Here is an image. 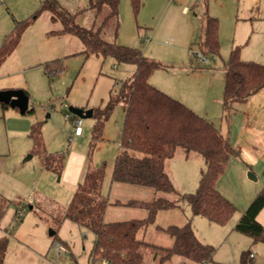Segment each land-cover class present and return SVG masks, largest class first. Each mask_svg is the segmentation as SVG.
Instances as JSON below:
<instances>
[{
    "label": "rangeland",
    "instance_id": "1",
    "mask_svg": "<svg viewBox=\"0 0 264 264\" xmlns=\"http://www.w3.org/2000/svg\"><path fill=\"white\" fill-rule=\"evenodd\" d=\"M63 1L67 4L63 6L75 10L80 0ZM81 3L75 16L78 25L99 31L108 41L138 47L145 56L159 61L162 66L149 80L172 89L187 105L191 103L237 151L218 180L220 192L236 205L235 214L225 224L201 215L191 220L197 236L215 247L212 259L201 263L177 254L162 259L164 251L144 247V263L242 264L241 255L246 251L253 253L248 264H264V240L255 241L234 228L249 202L264 189V88L248 102L236 103L229 112L222 105L230 49L239 46L243 59L264 63V0H142L137 13L131 0H120L118 17L109 19L107 6L95 7L90 0ZM187 3L189 13L183 11ZM40 6L41 0H0V45L15 20H34L0 67V90L23 89L30 99L25 113L0 102V211L7 208L0 235L6 233L9 238L4 264H92L95 233L63 217L89 165L105 169L103 191L110 199L105 221L143 218L147 212L116 204V199L147 201L164 196L177 201L178 206L165 210L138 236L148 241L173 239L157 226L189 221L193 214L182 195L197 190L205 169L203 157L178 148L167 161L166 170L177 193L114 181L126 102L115 103L105 121L103 139L95 146V117L82 118L80 132H76L79 116L73 108L105 107L110 96L118 95L132 79L137 66L117 62L101 52L86 53L78 36L57 33L63 26L51 19L50 12L34 18ZM206 11L218 17L220 52L206 54L209 61L205 63L196 53L202 54L199 40L204 35ZM54 60L60 64L49 71L47 63ZM54 70L57 73L53 74ZM34 130H39L40 147ZM45 155L64 156L61 173L46 167ZM258 220L264 224V208ZM51 229H56L55 235ZM59 240L67 244L66 253L58 254L54 249L53 242Z\"/></svg>",
    "mask_w": 264,
    "mask_h": 264
},
{
    "label": "trees",
    "instance_id": "2",
    "mask_svg": "<svg viewBox=\"0 0 264 264\" xmlns=\"http://www.w3.org/2000/svg\"><path fill=\"white\" fill-rule=\"evenodd\" d=\"M91 3L99 8L108 7L106 19L119 15L120 0H92ZM131 3L137 13L142 0H131ZM43 11L50 12L53 21L62 23L63 27L57 33L78 36L85 45L86 53L101 52L105 56H112L117 62L133 63L137 66L132 79L124 83L118 95H111L105 107L93 109L95 123L92 129V143L95 146L103 139L104 124L115 103L119 100L126 102L121 150L114 164L113 180L152 187L159 192L177 193L166 171V162L174 157L178 148L187 153L197 152L205 161V169L201 172L197 190L182 195V198L187 199L193 215L207 217L218 224L227 223L237 207L220 192L217 183L228 162L237 152L229 138L221 133L213 122L150 82V75L162 64L145 56L140 48L108 41L99 31L78 25L75 22L77 13L68 11L59 0H42L34 18ZM32 21L33 19L18 21L11 34L5 38L0 48V67L17 48ZM204 23V35L199 40L202 54L219 53V20L206 12ZM59 64L56 60L48 62L47 69L50 71ZM263 88L264 63L243 59L240 47H233L225 62L223 109L226 112L231 111L235 103L247 102ZM25 92L28 94V91ZM33 133L40 147L39 130H34ZM44 157L47 168L62 172L64 156ZM104 177V167L89 165L63 216L95 233L92 264H103V260H108V264H145L144 247L164 251L162 259L176 254L201 263L212 259L215 247L199 239L190 220L183 225L157 226L174 239L170 248L152 245L138 237L141 229L155 223L159 211L178 206L177 201L164 196L149 201L116 200V204L147 210V217L105 221V212L110 201L103 192ZM263 208L264 189L249 203L235 229L251 236L255 241L264 240V224L258 220ZM8 243V236L0 238V264H4ZM251 254L252 252L249 255L248 252H243L241 263L248 264V257H253Z\"/></svg>",
    "mask_w": 264,
    "mask_h": 264
},
{
    "label": "crops",
    "instance_id": "3",
    "mask_svg": "<svg viewBox=\"0 0 264 264\" xmlns=\"http://www.w3.org/2000/svg\"><path fill=\"white\" fill-rule=\"evenodd\" d=\"M60 1V3H61V5L63 4V5H67L66 3H64V1L63 0H59ZM90 1H92V0H90ZM41 3H42V0H41ZM190 4H191V2H189ZM78 5H77V9H75V10H72L73 9V7H72V9L70 10V9H68V8H66L65 6H63L64 8H66L68 11H70V12H72V13H78V12H80V6H81V4H83V3H81V0L80 1H78V3H77ZM183 11L185 12V13H189V11H190V8H189V5H188V3H187V5H185L184 6V8H183ZM207 12V11H206ZM206 14V13H205ZM212 15V14H211ZM205 16V15H204ZM213 16H215V15H213ZM217 17V16H216ZM218 18V17H217ZM52 19V18H51ZM18 21H20V20H15L14 22H15V24H14V27L12 28V30L10 31V32H8V33H6L5 35H4V37H3V40H2V43H1V45H0V48H1V46H2V44H3V42H4V40H5V38L9 35V34H11V32L14 30V28H15V25H16V23L18 22ZM34 21V20H33ZM33 21L31 22V24L33 23ZM30 24V25H31ZM29 27V26H28ZM27 27V28H28ZM18 47V46H17ZM233 48V47H232ZM231 48V49H232ZM231 49H230V51H231ZM14 52V51H13ZM8 59V58H7ZM6 59V60H7ZM246 60V59H245ZM247 60H249V59H247ZM255 61V60H254ZM258 62H261V61H258ZM262 63V62H261ZM151 82V81H150ZM153 85H155V86H157L156 84H154L153 82H151ZM158 87V86H157ZM160 89H162V90H164V91H166V92H168L169 94H171L172 96H174L175 98H177V99H179L180 101H182L183 103H185L184 102V100H182V99H180L179 97H177V94L175 95L173 92H172V89H165V88H161V87H159ZM258 93V92H257ZM256 93V94H257ZM256 94H254V95H256ZM254 95H252V96H254ZM251 96V97H252ZM250 99V98H249ZM248 99V100H249ZM185 101L186 102H188L186 99H185ZM248 102V101H247ZM246 103V102H245ZM185 104H187V103H185ZM189 104H191V103H188V106H190ZM238 104H234V107L233 108H236V106H237ZM191 107V106H190ZM191 108H193V107H191ZM194 109V108H193ZM195 110V109H194ZM196 111V110H195ZM197 112V111H196ZM120 150H121V147H120ZM177 152V151H176ZM189 155V154H188ZM175 156V155H174ZM172 159V158H171ZM170 160V159H169ZM168 160V161H169ZM167 163V162H166ZM167 171V170H166ZM168 173V172H167ZM171 178V177H170ZM217 187H218V183H217ZM219 189V188H218ZM104 192V191H103ZM106 194V193H105ZM108 196V195H107ZM109 198V197H108ZM116 200H120V199H116ZM109 201H110V199H109ZM121 202H123L122 200H120ZM147 201H149V200H147ZM251 202V201H250ZM249 202V203H250ZM108 208V207H107ZM247 208V207H246ZM6 210H7V208H4V209H2L1 211H0V222H1V220L3 219V217H4V215H5V213H6ZM107 211V210H106ZM165 210H161V211H159L158 212V214H157V217H156V220H158L159 218H160V216L162 215V213L164 212ZM147 215H148V212H144V214H143V218H145V217H147ZM105 216H106V212H105ZM192 217H195V215H192L191 217H189V218H187V220H192ZM240 219V218H239ZM238 219V220H239ZM156 222V221H155ZM238 222V221H237ZM166 224V223H165ZM237 224V223H236ZM236 224H235V226H236ZM169 225V224H168ZM168 225H161V224H159L158 226H161V227H167ZM171 225V224H170ZM235 228V227H234ZM51 230H53V229H51ZM50 230V231H51ZM55 232H56V229H55ZM139 233V232H138ZM86 235V234H85ZM3 236H7V234L6 233H4V234H2V235H0V238L1 237H3ZM139 237V236H138ZM200 239V238H199ZM174 239H171V238H164L163 240H159V241H155V239H151V241H148V240H145V241H147V242H149L150 244H152V245H156V246H159V247H164V248H170V247H172V244H173V241ZM201 240V239H200ZM59 241H61L63 244H65L66 246H67V244L66 243H64L62 240H59ZM155 242H160L161 244H158V243H155ZM203 242H205V241H203ZM206 243H209V242H206ZM210 244V243H209ZM57 252V251H56ZM253 254V253H252Z\"/></svg>",
    "mask_w": 264,
    "mask_h": 264
},
{
    "label": "water",
    "instance_id": "4",
    "mask_svg": "<svg viewBox=\"0 0 264 264\" xmlns=\"http://www.w3.org/2000/svg\"><path fill=\"white\" fill-rule=\"evenodd\" d=\"M0 102L8 104L12 107H17L22 113L28 111L30 106L29 95L23 89H3L0 90ZM73 113L80 118L93 116V109H84L81 107H74ZM251 177H254L250 174ZM51 234H55L54 230H51Z\"/></svg>",
    "mask_w": 264,
    "mask_h": 264
},
{
    "label": "built area",
    "instance_id": "5",
    "mask_svg": "<svg viewBox=\"0 0 264 264\" xmlns=\"http://www.w3.org/2000/svg\"><path fill=\"white\" fill-rule=\"evenodd\" d=\"M196 56L201 58L202 62H208L209 61V57L206 55H203L201 53H196ZM53 74L57 73V70L52 71ZM67 118H72V116L70 114L66 115ZM81 123H82V118L78 117V119L75 122V128H76V132H80V128H81ZM22 212H19V214H21ZM53 247L54 249L57 251L58 254H63L66 253L68 251V247L63 244L61 241H55L53 242ZM251 256H253V254H251ZM108 260H103V264H108Z\"/></svg>",
    "mask_w": 264,
    "mask_h": 264
}]
</instances>
